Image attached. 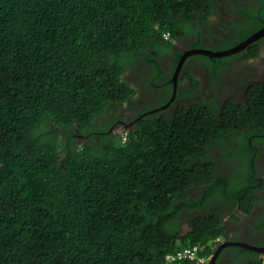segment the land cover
<instances>
[{
	"label": "trees",
	"instance_id": "1",
	"mask_svg": "<svg viewBox=\"0 0 264 264\" xmlns=\"http://www.w3.org/2000/svg\"><path fill=\"white\" fill-rule=\"evenodd\" d=\"M247 1L0 0V264H196L177 252L240 240L227 233L240 219L232 210L254 204L257 221L245 224L264 232V78L222 101L184 67L175 98L192 102L155 109L173 94L176 41L222 50L263 26L264 0ZM233 2L237 19L208 42L211 18ZM258 48L184 65L205 62L213 83ZM141 83L168 92L134 109ZM131 108L135 124L110 130ZM222 253L264 264L249 247Z\"/></svg>",
	"mask_w": 264,
	"mask_h": 264
},
{
	"label": "flooded vegetation",
	"instance_id": "2",
	"mask_svg": "<svg viewBox=\"0 0 264 264\" xmlns=\"http://www.w3.org/2000/svg\"><path fill=\"white\" fill-rule=\"evenodd\" d=\"M236 1V0H235ZM240 5L245 7L248 4L247 0H238ZM245 2V3H244ZM244 3V4H243ZM240 10L239 4L233 2L232 7H229L228 5L224 4L222 8L219 9L218 14H216L218 17L216 18H211V21H217L219 25H214V32H212L209 35H204L203 38L206 39L208 42H216L218 41L217 35H223L224 29L223 28V21L226 23L225 27L229 28L232 27L230 25L229 18L234 16V19H237V17L234 15L236 12ZM214 17V16H213ZM225 17V18H224ZM219 18V19H218ZM209 22V20H208ZM207 23V22H206ZM224 36H226L224 34ZM189 38L181 39V41H176V45L178 46L177 49L184 50V52L181 54L182 55L185 53V50H190L188 46L190 45V41L188 40ZM203 39V41H204ZM212 39V40H209ZM221 42V39H219ZM259 48L257 49V55L254 57H248L247 59H242L240 56H236L232 60L229 61V66L231 67V71L228 75L225 73H220V76L217 81H214L213 83L211 81V75L209 74V67L205 62H200L197 60H194V62H190V60L184 65V62L186 61L185 59L190 55L187 54L183 62L181 63L179 67V71L181 68H186L189 70H192L194 74H197V80L201 82V85L203 87H207L209 85L210 87L213 88L212 92H217L221 93V100L223 101L227 96H238V97H243L245 91L248 88V79H252L254 77H262L264 78V36L261 38L257 39ZM232 47V46H231ZM228 49V48H226ZM224 50V49H223ZM240 51L235 52V54H239ZM242 56V55H241ZM167 62L171 63V60L175 59V57L170 53L167 55ZM178 64V63H177ZM242 65V66H241ZM237 67V68H236ZM236 68V69H234ZM207 70V73L204 71ZM236 70V72H233ZM204 72V73H203ZM179 73V72H178ZM202 73V75H199ZM173 77V76H172ZM178 77V76H177ZM172 80V78H171ZM177 80V78H176ZM245 80L246 83H245ZM189 83V80H182V86L184 90H187V88H184L187 84ZM143 87V91L137 92L135 94V99L133 101L132 108L134 109H141L145 108V106L155 103L154 101L166 92L168 90L165 89H155V88H150V85L148 83H141ZM188 86V85H187ZM180 87V86H179ZM216 88V90L214 89ZM176 92V91H175ZM173 95V94H172ZM176 99L173 97L172 99L170 98V102L168 106H174L176 102H192L193 99H190L189 96L184 97L180 100L176 99L175 103L173 104L174 101L171 102V100ZM194 99H199L198 97H195ZM165 104V103H164ZM178 105V104H175ZM161 106V105H160ZM131 110H121L119 113L115 116V122L112 124L110 127V130L114 132H121L122 127H129L131 128L135 123H134V109ZM259 145L261 144L263 147L261 148V158L259 157L258 159V167L262 168V171L264 173V143L263 140H260ZM262 194V193H261ZM261 207L258 204L254 205V209L252 212L255 213L256 210H259ZM241 216L244 217V224L240 225L239 223H234L232 225H229V229H232L233 233H240V241L247 242L252 241L255 237H258L261 235L259 231H253V233H250V231L247 228V224L251 221H253L255 216H253L251 213H244V212H239ZM247 222V224H245ZM226 253H222V257L217 258V260L212 263V260L208 262V264H230L231 263V257L232 255L229 254V256H224Z\"/></svg>",
	"mask_w": 264,
	"mask_h": 264
},
{
	"label": "water",
	"instance_id": "3",
	"mask_svg": "<svg viewBox=\"0 0 264 264\" xmlns=\"http://www.w3.org/2000/svg\"><path fill=\"white\" fill-rule=\"evenodd\" d=\"M264 36V24L263 26L257 30L256 32L252 33L250 36H248L245 40L239 42L238 44L228 48V49H222V50H211V49H207V48H201V47H198V48H190V50H185V53L182 55V57H180L179 61H178V64L175 68V71L173 73V77H172V81H173V84H174V88H173V95L171 97V99L173 97H175V89H176V78L178 76V72H179V67L181 65V63L183 62V59L184 57L187 55V54H195V53H202V54H207L211 57L213 56H216V57H219V56H224V55H228V54H231V53H235V52H238L240 50H242L243 48H245L249 43H251L252 41L256 40V39H259L260 37ZM170 101H168L167 103H165L164 105L160 106V107H157L155 109H161V108H165L168 106ZM140 117V116H139ZM138 117V118H139ZM125 128V127H123ZM230 244H235V245H241V246H244V247H249V248H254L256 250H259L261 252L264 251V247H259V246H255V245H249V244H246V243H243V242H224L220 245H218V248L216 249L213 257H212V263H214L215 259H216V256L217 254L219 253L220 249L222 246H225V245H230Z\"/></svg>",
	"mask_w": 264,
	"mask_h": 264
},
{
	"label": "clouds",
	"instance_id": "4",
	"mask_svg": "<svg viewBox=\"0 0 264 264\" xmlns=\"http://www.w3.org/2000/svg\"><path fill=\"white\" fill-rule=\"evenodd\" d=\"M260 29V28H259ZM258 29V30H259ZM257 31V30H256ZM256 31H254V32H256ZM253 32V33H254ZM250 36V35H249ZM261 38V37H260ZM254 41H257V39L256 40H254ZM253 42V41H252ZM251 42V43H252ZM238 44V43H237ZM250 44V43H249ZM248 44V45H249ZM236 45V44H235ZM247 45V46H248ZM230 48V47H229ZM244 49V48H243ZM241 51V50H240ZM167 103V102H166ZM164 105V104H163ZM169 105V104H168ZM162 106V105H161ZM158 107H160V106H158ZM155 108H157V107H155ZM129 127H125V128H121V132L122 133H124L127 129H128ZM263 193V192H262ZM255 205V204H254ZM254 205H253V207H252V209H251V211H250V213L253 215V216H255L256 217V213H257V211L258 210H256L255 211V213L254 212H252V210L254 209ZM239 212H244V213H247V212H245V211H243L242 209H240V208H236L235 210H232V214H235V216H238V217H240V219H230L229 220V222L227 223V226H226V229H227V233L230 235V238H231V236L232 237H235L236 235H237V233H233V231H232V229H229V225H232V224H234V223H239L240 225H243L244 224V217L243 216H241L240 214H239ZM257 218V217H256ZM256 218H254L253 219V222H255V221H257L256 220ZM246 229H248L249 231H250V233H253V231H252V229L250 228V227H248L247 226V228ZM258 231V230H257ZM263 230H261V231H259L260 233H261V235L260 236H258L257 237V239H258V242L259 241H263L264 240V232H262ZM232 234V235H231ZM239 242H242V241H240V240H238ZM238 241H235V240H232V239H230V240H223L221 237H219V238H217V242L214 244V246H213V248H214V251H213V253H209V255L208 254H206V255H199L198 253H197V249L199 248V246L198 245H191V246H187V247H185V248H183L182 250H184V249H186V248H190V249H192V250H194V253H195V256L193 257V258H189V257H187V258H189V259H191V260H193V261H195L196 262V264H208V262L210 261V260H212V257H213V255H214V253H215V251H216V249L218 248V245H220V244H222V243H224V242H238ZM247 242L249 243V245H255V246H259V247H264V244H258V243H250V242H252V241H248L247 240ZM243 243H245V242H243ZM247 244V243H246ZM230 245H233V244H230ZM235 245V244H234ZM227 246H229V245H225V246H222L221 247V249H220V251H219V253L220 252H222V250H224ZM252 249V248H251ZM254 249V248H253ZM254 250H256V249H254ZM259 253H261V255H262V257H263V261H264V251L263 252H261V251H259V250H257ZM218 253V254H219ZM218 254H217V256H216V259H215V261L217 260V258H218ZM214 261V262H215Z\"/></svg>",
	"mask_w": 264,
	"mask_h": 264
},
{
	"label": "built area",
	"instance_id": "5",
	"mask_svg": "<svg viewBox=\"0 0 264 264\" xmlns=\"http://www.w3.org/2000/svg\"><path fill=\"white\" fill-rule=\"evenodd\" d=\"M194 256H195L194 250H192L190 248H186V249H184L182 251H178L177 252V257H189V258H193Z\"/></svg>",
	"mask_w": 264,
	"mask_h": 264
},
{
	"label": "rangeland",
	"instance_id": "6",
	"mask_svg": "<svg viewBox=\"0 0 264 264\" xmlns=\"http://www.w3.org/2000/svg\"><path fill=\"white\" fill-rule=\"evenodd\" d=\"M223 45L225 46V44H223ZM223 45H221V46H223ZM208 47L211 48V46H208ZM134 72H135V71H134ZM148 106H151V104L147 105V107H148ZM252 242H258L257 237H255V238L252 240Z\"/></svg>",
	"mask_w": 264,
	"mask_h": 264
}]
</instances>
